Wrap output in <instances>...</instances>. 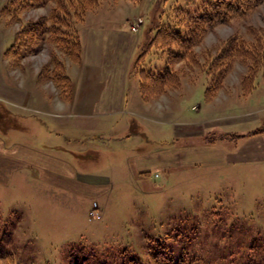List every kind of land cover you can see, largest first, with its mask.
I'll list each match as a JSON object with an SVG mask.
<instances>
[{"label":"rangeland","instance_id":"1","mask_svg":"<svg viewBox=\"0 0 264 264\" xmlns=\"http://www.w3.org/2000/svg\"><path fill=\"white\" fill-rule=\"evenodd\" d=\"M6 1L0 0L3 50L20 28L33 30L22 32L16 48L3 54L2 77L18 91L12 101L0 97V136L63 158L78 175L107 189L91 198L45 184L30 170L15 172L0 185V255H6L0 264H89L84 255L104 249L108 254L127 249L143 264L153 258L158 264H241L248 258L264 263L263 74L259 71L245 87L246 64L234 60L213 96L205 97L210 75L226 67L230 38L251 41L253 30L264 28V1L242 18L208 28L190 50L197 63L177 61L179 86L150 98L146 110L132 71L138 48L128 56L122 52L115 65L119 69L129 58L127 104L125 112L109 117L78 113L74 98L67 100L72 82L64 96L51 79L54 56L68 76L75 65L50 40L47 26L35 25L45 17L49 26L56 3L22 6L23 0H10L2 13ZM205 2L101 0L85 13L84 26L129 30L134 25L139 46L157 23L184 20L182 12L200 10ZM69 21L79 30L81 22ZM163 52L151 48L145 68L163 72ZM191 123L208 127L214 134L207 137L216 138L218 147L173 146L174 132ZM227 132L230 143L217 137ZM164 151L178 157L186 152L187 158L165 170L138 171L141 157Z\"/></svg>","mask_w":264,"mask_h":264},{"label":"trees","instance_id":"2","mask_svg":"<svg viewBox=\"0 0 264 264\" xmlns=\"http://www.w3.org/2000/svg\"><path fill=\"white\" fill-rule=\"evenodd\" d=\"M30 1L32 3L36 0H23L22 2L24 3L21 2L22 6L25 3H30ZM51 1L56 3V7L52 9L53 15L49 19V26L47 25L48 22L45 17H42L35 25L41 26V30L43 26H47L49 32L52 34L50 40L56 43L58 49L73 63H79L81 60L82 45L78 25L73 26L69 19L75 20L76 23H82L85 13L93 8L95 9L101 0ZM262 1L264 0H206L200 10L195 9L193 12H182L184 20L175 19L173 22L166 21L157 23L154 27V34L151 35L148 32L143 43L139 45L138 54L132 65V71L138 76V89L142 99L148 101L150 98L163 93L165 88L178 87L180 78L178 72L174 69V65L179 60H187L191 65L197 63L195 55L190 50L194 44L202 39L205 31L218 23H226L234 18H242L248 15ZM9 3L10 0H7L6 4L2 7V13H4ZM29 30L33 29H30L29 26L20 28L14 35L11 46L4 51V55H8L10 51H13L16 48L15 44L18 36L22 32L26 33ZM252 36L254 37L251 41L241 37L230 38L226 53L223 56L227 60L226 67L224 70L222 69L223 67H216L215 70H217V73L214 74V77L210 75V81L205 89V97L213 96L222 82L224 72L228 70L226 68L234 60H240L246 64L247 71L242 80L243 86L246 87L248 84L253 85L251 80H254L259 71H261L264 77V28L253 30ZM151 48L165 52L166 67L163 72H155L145 68L144 58ZM218 57L216 56L215 59ZM51 63L54 66L51 79L56 81L58 86L63 90L61 91L62 95L68 96L71 80L64 70L63 62L54 56V60ZM46 69L48 70V68ZM248 79H250V83L247 82ZM261 131H264V128ZM108 253L109 251L107 249H104L101 253L88 252L89 255H84V263L127 264L128 262L132 264H143L127 249L126 251L121 249L112 254ZM3 257H6V255H0V258ZM164 257L167 258L168 256L164 255ZM146 264L158 263L153 258V260H149ZM241 264L264 263L256 262L253 258H248Z\"/></svg>","mask_w":264,"mask_h":264},{"label":"crops","instance_id":"3","mask_svg":"<svg viewBox=\"0 0 264 264\" xmlns=\"http://www.w3.org/2000/svg\"><path fill=\"white\" fill-rule=\"evenodd\" d=\"M84 22L85 19L78 30L82 45L81 60L75 63L72 69L68 68L72 92L67 100L70 103L74 101L76 111L85 116L109 117L123 113L125 112L124 105L127 104L124 76L129 58L127 62H125L126 59L123 60L124 63L119 69L115 63L122 52L128 56L134 46L139 47L137 46L138 37L132 33L136 31L130 28L129 30L122 29L121 25L120 27H105L100 24L88 29L84 26ZM5 50L0 45V70H3ZM90 72H92L91 75ZM17 91L10 81L4 80L0 72V97L12 101L16 98L14 96ZM72 98H74L73 101ZM140 98L143 101L141 106L146 110L149 107V100L144 101L141 95ZM19 101L21 103L22 100ZM199 125L191 123L175 131L173 146L176 147L179 143L178 147H218L216 138L207 137L208 133H214H211L208 127ZM194 136H197L196 140L192 141L191 138ZM217 137L221 141L226 140L230 143L228 132L218 134ZM179 138L187 139L189 142H181ZM186 154L185 152L180 157L177 153L171 154L169 151L158 153L156 156L150 154V157L148 154L138 160L137 169L140 173H149L150 169L165 170L182 164L187 158ZM20 170L22 172L30 170L45 184L91 198L104 193L107 189L106 184H100L89 176L78 175L74 167L63 158L46 154L19 142L6 143L0 136V185L9 183L12 175Z\"/></svg>","mask_w":264,"mask_h":264},{"label":"built area","instance_id":"4","mask_svg":"<svg viewBox=\"0 0 264 264\" xmlns=\"http://www.w3.org/2000/svg\"><path fill=\"white\" fill-rule=\"evenodd\" d=\"M131 30L132 31H135L136 30V27H134V25L131 26Z\"/></svg>","mask_w":264,"mask_h":264}]
</instances>
